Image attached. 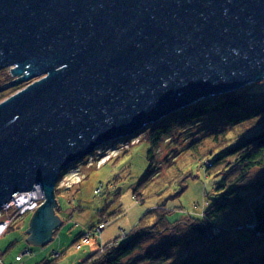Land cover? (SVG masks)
Segmentation results:
<instances>
[{"label": "water", "instance_id": "water-1", "mask_svg": "<svg viewBox=\"0 0 264 264\" xmlns=\"http://www.w3.org/2000/svg\"><path fill=\"white\" fill-rule=\"evenodd\" d=\"M0 207L41 186L27 235L52 239L71 163L264 77V0H0Z\"/></svg>", "mask_w": 264, "mask_h": 264}, {"label": "rangeland", "instance_id": "rangeland-1", "mask_svg": "<svg viewBox=\"0 0 264 264\" xmlns=\"http://www.w3.org/2000/svg\"><path fill=\"white\" fill-rule=\"evenodd\" d=\"M10 68L12 66L0 70V102L39 79L37 77L28 82L9 84L17 78L11 74ZM232 92L245 97L247 104L260 101L264 97V77L250 81ZM215 116L206 114L194 122L174 121L170 133L155 150L152 168L149 167L146 156L149 143L147 131L144 130L132 135L126 142L118 140L106 142L92 153L67 166L59 174L55 185L56 205L53 209L61 222L51 228L52 239L43 244L33 242V236H28L26 229L32 213H18L21 217L14 213V218L17 216L21 218L20 223L17 224L18 220L11 222L7 231L0 237V262L36 264L47 258L53 259L55 264H84L81 262L94 252L101 255V251H105L107 247L118 246L149 210L152 213L165 212L169 221L181 219L175 228L168 230L161 238L159 236L155 238L156 234H153L151 238L144 239L141 253L165 237L171 238L178 232L189 230L190 224L196 222L192 217L206 218L203 211L209 204L206 196L213 184L219 180V175L205 173V167L210 164L205 156L185 166L184 172L188 177L184 180L177 175L174 176L177 172L175 169L177 165L182 166L187 161L185 152L188 142L201 136L205 130H211L207 127L211 123H217ZM219 123H222V119ZM201 140L209 153L218 151L222 146V142L220 144L213 142L209 136ZM174 155L176 159L172 164ZM166 162L172 165L166 168ZM76 172L77 175H73ZM150 173L156 174L155 177L148 179L146 175ZM67 174L71 177L70 186L63 185L68 178ZM179 185L181 190L184 189L178 194L176 192L180 189ZM4 210L12 213V205L8 203L5 208L2 207L3 212ZM152 213L145 217L146 220L153 222ZM243 213L247 214L246 211H238L222 220H215L209 237L218 241L224 239L235 241L233 236L235 233H243L244 227L253 228L254 225V220L252 223L238 225L232 222V218L230 219L234 216L241 219ZM186 215L192 216L184 218ZM104 222L107 225L99 228ZM16 224L17 228H10ZM229 229L232 232H229ZM86 236L87 243L79 242ZM183 237L189 238L184 234ZM79 243L81 248L76 249L75 245ZM194 244L196 246L198 242L194 241ZM188 251L184 249L180 257H184ZM238 254L240 253H232V256Z\"/></svg>", "mask_w": 264, "mask_h": 264}, {"label": "trees", "instance_id": "trees-1", "mask_svg": "<svg viewBox=\"0 0 264 264\" xmlns=\"http://www.w3.org/2000/svg\"><path fill=\"white\" fill-rule=\"evenodd\" d=\"M245 100H247L245 97L235 92L205 98L184 107L181 111L167 115L161 121L148 124L143 129L147 131L149 148L146 156L149 167L152 168L155 150L170 133L174 121L194 122L206 114L216 115L217 123H211L207 127L211 130H205L201 136L188 142L185 152L187 161L182 166H176L177 172L174 175L179 176L181 180L186 179L188 176L184 172L185 166L202 159L203 156L207 157L210 164L205 167V173L219 175V180L213 184L206 196L209 204L203 210L205 219L192 217L196 222L190 224L189 230L178 232L171 238L165 237L141 253L144 239L151 238L153 234H156L155 238L158 236L161 238L168 230L175 228L181 219L169 221L165 212L152 213L149 210L118 246L107 247L105 251H101V255L94 252L81 263L264 264V97L260 101L248 104ZM220 119L222 123H219ZM208 136L213 142L219 144L222 142L218 151L209 153L203 146L201 139ZM175 159L174 155L172 164L175 163ZM169 163H165L166 168L172 165ZM155 175L150 173L146 177L151 179ZM179 187V191L176 192L178 194L184 189L181 190L180 185ZM238 211H246L247 214L243 213L241 219L230 217L232 222L245 225L246 222L252 223L254 220L253 228L244 227L243 233H235L233 235L235 241L226 239L218 241L209 237L215 220H222ZM151 213L154 215L153 222L145 218ZM187 216L192 215L183 217L188 218ZM229 232L232 231L229 229ZM183 234L189 238H184ZM194 241L202 247L195 246ZM184 249L189 251L184 257H180ZM237 252L240 254L233 257L232 253ZM36 264L55 263L53 259L45 258Z\"/></svg>", "mask_w": 264, "mask_h": 264}, {"label": "built area", "instance_id": "built-area-1", "mask_svg": "<svg viewBox=\"0 0 264 264\" xmlns=\"http://www.w3.org/2000/svg\"><path fill=\"white\" fill-rule=\"evenodd\" d=\"M128 139H130V138H126L125 140H118V141L119 142H126V141H128ZM77 170L79 171V169H77ZM73 175H77V172H76V174L73 173ZM67 177L68 178L65 180L66 183L63 184L64 186H70V184H71L70 175L67 174ZM44 199H45L44 191L42 190L41 186H39V185H35L29 191H24V192H20V193L15 194L12 197V199L8 202V203H10L12 205V210H13L12 213L13 214L10 211H7V210H4V212L2 211V207L5 208L8 203L3 205L0 208V218H1V221H2V222H0V237L9 228V226L11 225V222L16 220L17 217L20 216L18 213L24 214L26 212H31V211L36 210L38 208V206L42 204ZM14 213H16L18 215L15 218H14ZM106 225H107L106 222H104V223L99 225V228H104ZM87 240L88 239H87V236H86L83 239L81 238L79 240V242L81 241L82 243L83 242L87 243L88 242ZM75 247H76V249H79V248H81V244L80 243L76 244ZM19 258H20V256L17 257V259H19ZM0 263L2 264V262H0Z\"/></svg>", "mask_w": 264, "mask_h": 264}, {"label": "crops", "instance_id": "crops-1", "mask_svg": "<svg viewBox=\"0 0 264 264\" xmlns=\"http://www.w3.org/2000/svg\"><path fill=\"white\" fill-rule=\"evenodd\" d=\"M31 213L33 214V212H32V211H31ZM55 214H56V213H55ZM20 217H21V216H20ZM20 217H18V218L16 219V220H18V221H17V224H18V223H20V219H21ZM19 218H20V219H19ZM31 218H32V215H31V217H30L29 224H30V222H31ZM17 224H16V225H14V226L12 225V227H10V228H13V229H14V228H17V227H18V226H17ZM29 224H28V225H29ZM6 231H7V230H6ZM6 231H5V232H6Z\"/></svg>", "mask_w": 264, "mask_h": 264}, {"label": "bare ground", "instance_id": "bare-ground-1", "mask_svg": "<svg viewBox=\"0 0 264 264\" xmlns=\"http://www.w3.org/2000/svg\"><path fill=\"white\" fill-rule=\"evenodd\" d=\"M135 134H137V133H135ZM127 138H130V137H127ZM126 139V137H123V138H120V139H118V140H125ZM129 140V139H128ZM113 141V140H112ZM72 164V163H71Z\"/></svg>", "mask_w": 264, "mask_h": 264}]
</instances>
